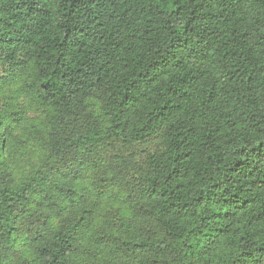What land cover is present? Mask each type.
Here are the masks:
<instances>
[{
    "label": "trees",
    "instance_id": "16d2710c",
    "mask_svg": "<svg viewBox=\"0 0 264 264\" xmlns=\"http://www.w3.org/2000/svg\"><path fill=\"white\" fill-rule=\"evenodd\" d=\"M0 264H264V0H0Z\"/></svg>",
    "mask_w": 264,
    "mask_h": 264
}]
</instances>
